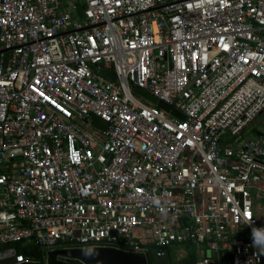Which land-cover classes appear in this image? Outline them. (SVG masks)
<instances>
[{"label": "built area", "instance_id": "1", "mask_svg": "<svg viewBox=\"0 0 264 264\" xmlns=\"http://www.w3.org/2000/svg\"><path fill=\"white\" fill-rule=\"evenodd\" d=\"M263 113L264 0H0V264L174 244L264 264V131L241 139Z\"/></svg>", "mask_w": 264, "mask_h": 264}, {"label": "water", "instance_id": "2", "mask_svg": "<svg viewBox=\"0 0 264 264\" xmlns=\"http://www.w3.org/2000/svg\"><path fill=\"white\" fill-rule=\"evenodd\" d=\"M79 31H83V29ZM100 75L111 81L116 79L115 75L108 70L100 71ZM133 93L148 104L171 114L179 120H184L182 114L172 110L170 106L158 101L145 91L133 88ZM89 125L100 133H104L107 129V123L94 115L89 117ZM257 135H260V133H257ZM44 255L46 264H169L170 261L166 249L161 252L153 250L149 255L145 251H130L107 245L61 247L47 250ZM214 257H216L215 254ZM230 261L231 257L227 258L222 264H228Z\"/></svg>", "mask_w": 264, "mask_h": 264}, {"label": "rangeland", "instance_id": "3", "mask_svg": "<svg viewBox=\"0 0 264 264\" xmlns=\"http://www.w3.org/2000/svg\"><path fill=\"white\" fill-rule=\"evenodd\" d=\"M84 127L90 133H94L96 130L90 125L84 126L83 123L79 124ZM264 131V113L261 114L257 120L241 134V139L255 138L256 133ZM19 159V158H18ZM170 257V264H194L196 260L201 257V251L197 250L191 245H179L174 244L167 248Z\"/></svg>", "mask_w": 264, "mask_h": 264}, {"label": "trees", "instance_id": "4", "mask_svg": "<svg viewBox=\"0 0 264 264\" xmlns=\"http://www.w3.org/2000/svg\"><path fill=\"white\" fill-rule=\"evenodd\" d=\"M84 126H86L84 124ZM17 250L28 258H35L37 259L40 256V250L34 243H27L26 245H23L22 243L15 245ZM27 264H34V263H27Z\"/></svg>", "mask_w": 264, "mask_h": 264}, {"label": "crops", "instance_id": "5", "mask_svg": "<svg viewBox=\"0 0 264 264\" xmlns=\"http://www.w3.org/2000/svg\"><path fill=\"white\" fill-rule=\"evenodd\" d=\"M256 135H257V133H256ZM186 245H190V244H186ZM196 249V248H195ZM198 250V249H197ZM201 254H202V251H201Z\"/></svg>", "mask_w": 264, "mask_h": 264}, {"label": "flooded vegetation", "instance_id": "6", "mask_svg": "<svg viewBox=\"0 0 264 264\" xmlns=\"http://www.w3.org/2000/svg\"><path fill=\"white\" fill-rule=\"evenodd\" d=\"M149 255H150V252H149ZM150 258V257H149ZM169 264H170V261H169Z\"/></svg>", "mask_w": 264, "mask_h": 264}]
</instances>
